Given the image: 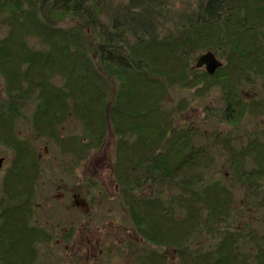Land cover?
Here are the masks:
<instances>
[{
    "label": "trees",
    "instance_id": "1",
    "mask_svg": "<svg viewBox=\"0 0 264 264\" xmlns=\"http://www.w3.org/2000/svg\"><path fill=\"white\" fill-rule=\"evenodd\" d=\"M116 1L0 0V25L9 28L0 39V76L10 99L0 107V143L15 150L5 178L10 203L0 212V264H35L36 244L48 239L31 223L38 164L15 127L29 102L33 130L64 151L85 156L93 143L115 133L117 184L145 241L177 249L179 264H264V233L230 223L235 194L221 179L206 180L209 158L195 142V129L175 127L162 108L173 87L205 92L216 85L223 121L263 109L264 101L247 102L242 91L259 82L264 89V0H199L175 18L173 0H127L114 7ZM67 18L82 23L59 26ZM29 37L46 48L31 47ZM207 50L225 62L214 75L199 76L193 63ZM70 118L81 121L87 141L64 136ZM230 169L249 190L247 201L264 208V143L254 138L233 150ZM147 182L157 185L159 197L165 188L177 194L165 201L130 196ZM24 195L31 197L21 202ZM203 234L212 241L192 246ZM139 258L140 264L169 262L154 253Z\"/></svg>",
    "mask_w": 264,
    "mask_h": 264
},
{
    "label": "rangeland",
    "instance_id": "2",
    "mask_svg": "<svg viewBox=\"0 0 264 264\" xmlns=\"http://www.w3.org/2000/svg\"><path fill=\"white\" fill-rule=\"evenodd\" d=\"M198 1L173 0L171 17L189 11ZM126 2L117 0L114 7L124 6ZM80 23L79 19L67 18L59 26L73 27ZM160 30L165 32L167 26L160 25ZM8 32L6 25H0V39ZM28 42L36 49L47 46L35 37H29ZM204 52L198 53L195 59ZM213 52L225 62L217 51ZM203 71L205 69H199L197 74L200 76ZM243 88L242 94L247 102L264 101V89L260 82ZM9 103L5 81L0 76V107L5 108ZM222 106V92L215 85L205 92H199V88L173 87L162 108L169 112V122L175 127L195 129V142L204 147L209 158V169L204 172L206 180L221 179L235 194V210L230 223L235 225L241 221L264 233V208L254 205V200L247 201L249 190L236 183L230 169L233 150L246 148L254 138L264 143V107L231 123L223 121ZM33 110V102L27 103L22 108V115L16 119L15 127L19 138L28 143L38 164L30 196V217L32 225L43 229L48 239L36 244L35 264H140L139 257L148 253L164 255L169 261L166 264H179L177 249L145 241L133 224L126 198L114 173L115 133L110 131L102 144L93 143L88 154L79 156V153L64 151L53 139L37 134L32 127ZM61 131L66 138H75L78 143L87 141L83 125L77 119H68ZM0 158H4L0 170L1 212L10 203L5 193V178L15 159V150L0 143ZM156 188L157 185L147 182L131 192L130 196L155 197L159 194ZM162 194L158 196L160 199L170 200L177 194V188H165ZM29 198L24 195L21 202ZM211 237L203 234L193 241L192 246L208 244L212 241Z\"/></svg>",
    "mask_w": 264,
    "mask_h": 264
},
{
    "label": "water",
    "instance_id": "3",
    "mask_svg": "<svg viewBox=\"0 0 264 264\" xmlns=\"http://www.w3.org/2000/svg\"><path fill=\"white\" fill-rule=\"evenodd\" d=\"M223 66V62L218 59L213 51H206L200 54L195 62V68L205 69V71L214 75L219 68ZM4 158H0V170L3 166Z\"/></svg>",
    "mask_w": 264,
    "mask_h": 264
}]
</instances>
